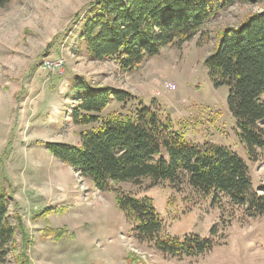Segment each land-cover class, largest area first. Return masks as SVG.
I'll list each match as a JSON object with an SVG mask.
<instances>
[{
  "label": "rangeland",
  "instance_id": "rangeland-1",
  "mask_svg": "<svg viewBox=\"0 0 264 264\" xmlns=\"http://www.w3.org/2000/svg\"><path fill=\"white\" fill-rule=\"evenodd\" d=\"M93 1L11 0L0 7V194L11 197L7 214L16 226L0 264H264V214L250 217L223 197L211 203L186 185L147 178L115 184L117 193L150 196L172 236L214 229L211 249L170 256L131 235L114 193L96 189L42 146L78 144L79 131L90 127L74 124L67 112L73 104L69 80L82 76L93 86L132 93L103 114L154 100L186 138L217 143L243 158L252 186L261 191L264 150L256 147L248 157L226 104L227 87L213 86L203 60L219 29L238 25L264 1H235L190 39L133 67L80 49L77 23ZM50 62L56 66H46Z\"/></svg>",
  "mask_w": 264,
  "mask_h": 264
},
{
  "label": "trees",
  "instance_id": "trees-1",
  "mask_svg": "<svg viewBox=\"0 0 264 264\" xmlns=\"http://www.w3.org/2000/svg\"><path fill=\"white\" fill-rule=\"evenodd\" d=\"M10 1L0 0V7ZM235 1L243 0L93 1L77 23L81 27L76 42L93 59L113 58L123 67H133L164 46L190 39ZM203 64L214 87H227L226 104L248 157L256 147L264 150L260 125L264 122V5L238 25L219 29ZM71 81L73 104L68 115L74 124L90 127L79 131L78 144L43 142L42 146L96 189L114 193L138 241L170 256L197 255L212 248L215 231L172 236L150 196L117 193L115 184L147 178L152 183L166 181L174 188L186 185L211 203L223 197L242 206L250 217L264 214V188L259 191L252 186L248 165L235 152L214 142L199 144L186 138L172 128L169 116L162 115L154 100L139 101L127 112L103 114L111 102L125 103L132 93L93 86L82 76ZM10 199L0 194V261L16 228L7 214Z\"/></svg>",
  "mask_w": 264,
  "mask_h": 264
},
{
  "label": "built area",
  "instance_id": "built-area-1",
  "mask_svg": "<svg viewBox=\"0 0 264 264\" xmlns=\"http://www.w3.org/2000/svg\"><path fill=\"white\" fill-rule=\"evenodd\" d=\"M54 61H56V60H54ZM46 66H48L50 68H54V66H56V62H50Z\"/></svg>",
  "mask_w": 264,
  "mask_h": 264
}]
</instances>
